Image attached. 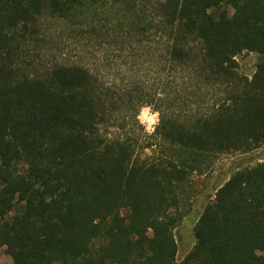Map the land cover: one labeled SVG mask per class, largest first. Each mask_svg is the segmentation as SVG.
<instances>
[{
    "label": "trees",
    "instance_id": "obj_1",
    "mask_svg": "<svg viewBox=\"0 0 264 264\" xmlns=\"http://www.w3.org/2000/svg\"><path fill=\"white\" fill-rule=\"evenodd\" d=\"M262 148L264 0H0V248L14 264H176L194 176ZM201 205L181 264H264V160L232 161Z\"/></svg>",
    "mask_w": 264,
    "mask_h": 264
},
{
    "label": "rangeland",
    "instance_id": "obj_2",
    "mask_svg": "<svg viewBox=\"0 0 264 264\" xmlns=\"http://www.w3.org/2000/svg\"><path fill=\"white\" fill-rule=\"evenodd\" d=\"M73 46H68L67 48L61 49L59 55L62 57H72L75 54V50ZM259 56L253 52H245L238 57L239 62V70L242 74L252 77L256 70V64L258 62ZM88 61V58H86ZM92 62V60L90 61ZM115 72L112 71L111 78L115 77ZM156 111L153 109L152 106L145 105L141 108L138 120L143 128L147 125V120L153 118L157 121V114ZM146 132V130H145ZM147 133V132H146ZM148 134V133H147ZM153 149L145 150V154L152 155L154 153ZM255 161L264 160V148L259 149L250 155L247 156H227L223 157L218 160L214 171L208 172L204 175L196 174L194 176V185L192 187V194H191V210L183 214V217L180 218L178 223L175 226V234L179 244L178 254L176 257V264H181L185 255L192 249L196 240L194 236V224L196 222L197 216L202 207V201L205 195H208L210 188L213 186L215 179L218 177L219 173L225 172L228 170V166L234 160H237L242 157H252ZM26 166L21 165L18 167L19 171L22 173ZM0 264H14L12 258L6 254L5 248H0Z\"/></svg>",
    "mask_w": 264,
    "mask_h": 264
},
{
    "label": "built area",
    "instance_id": "obj_3",
    "mask_svg": "<svg viewBox=\"0 0 264 264\" xmlns=\"http://www.w3.org/2000/svg\"><path fill=\"white\" fill-rule=\"evenodd\" d=\"M157 114V121L154 120L153 118H150V119H146L147 120V125L146 127L144 128L146 130V132L148 134H152L155 129H156V126L158 125V121H159V114L156 112ZM155 114V116H156Z\"/></svg>",
    "mask_w": 264,
    "mask_h": 264
}]
</instances>
